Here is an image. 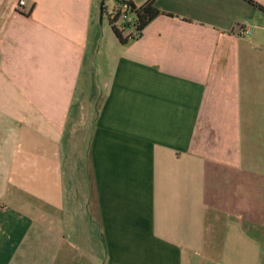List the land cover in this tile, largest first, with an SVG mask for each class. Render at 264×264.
<instances>
[{
  "label": "crops",
  "instance_id": "0c3cea01",
  "mask_svg": "<svg viewBox=\"0 0 264 264\" xmlns=\"http://www.w3.org/2000/svg\"><path fill=\"white\" fill-rule=\"evenodd\" d=\"M253 1L0 0V264H264Z\"/></svg>",
  "mask_w": 264,
  "mask_h": 264
},
{
  "label": "trees",
  "instance_id": "16d2710c",
  "mask_svg": "<svg viewBox=\"0 0 264 264\" xmlns=\"http://www.w3.org/2000/svg\"><path fill=\"white\" fill-rule=\"evenodd\" d=\"M254 2L253 0H250ZM156 0H147L141 5L135 4L131 0H118L117 10H114L116 13L114 17H111L109 14V22L111 27L119 40L122 43H128L130 40L137 39L142 36L145 27L159 14L163 13L157 6ZM261 9L264 10V6L256 3ZM123 5L127 6V10H121ZM129 14L133 15V20L126 23L132 28V31L125 35L124 34V25L118 26V20L124 15L128 16Z\"/></svg>",
  "mask_w": 264,
  "mask_h": 264
},
{
  "label": "built area",
  "instance_id": "2783aa9c",
  "mask_svg": "<svg viewBox=\"0 0 264 264\" xmlns=\"http://www.w3.org/2000/svg\"><path fill=\"white\" fill-rule=\"evenodd\" d=\"M25 5H26V0H19V10L20 11H24L25 10ZM128 8H127V6L126 5H123V7L121 8V10H127ZM114 10H117V8L116 9H114ZM112 11V13H111V17H114V14L116 13L115 11ZM133 20V15H131V14H129L128 16H122L119 20H118V26H120V28H121V25L123 24L124 25V29H125V31H124V34L125 35H127V34H129L131 31H132V28L131 27H129L128 25H125L126 23H128V22H131ZM239 31L241 32V33H247L248 32V30L247 29H245V28H242V27H239Z\"/></svg>",
  "mask_w": 264,
  "mask_h": 264
},
{
  "label": "rangeland",
  "instance_id": "374dc122",
  "mask_svg": "<svg viewBox=\"0 0 264 264\" xmlns=\"http://www.w3.org/2000/svg\"><path fill=\"white\" fill-rule=\"evenodd\" d=\"M111 4V8H112V3H108V5ZM117 6H118V2H117ZM117 6L113 7L112 10L116 9ZM111 10V11H112ZM98 27L97 30L99 29L100 33L103 35L102 37H104V39L107 38V34L112 30L111 24L109 22V13L107 10H104L103 16L101 15V13H99V18H98Z\"/></svg>",
  "mask_w": 264,
  "mask_h": 264
},
{
  "label": "water",
  "instance_id": "95a60500",
  "mask_svg": "<svg viewBox=\"0 0 264 264\" xmlns=\"http://www.w3.org/2000/svg\"><path fill=\"white\" fill-rule=\"evenodd\" d=\"M101 15L103 16V9L101 10Z\"/></svg>",
  "mask_w": 264,
  "mask_h": 264
}]
</instances>
